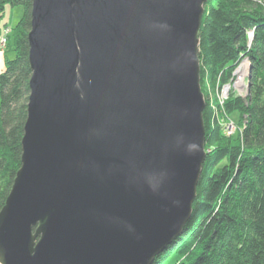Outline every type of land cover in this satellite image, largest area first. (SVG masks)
Returning a JSON list of instances; mask_svg holds the SVG:
<instances>
[{
  "label": "water",
  "instance_id": "95a60500",
  "mask_svg": "<svg viewBox=\"0 0 264 264\" xmlns=\"http://www.w3.org/2000/svg\"><path fill=\"white\" fill-rule=\"evenodd\" d=\"M208 1L32 0L0 264H151L180 235L206 155Z\"/></svg>",
  "mask_w": 264,
  "mask_h": 264
},
{
  "label": "trees",
  "instance_id": "16d2710c",
  "mask_svg": "<svg viewBox=\"0 0 264 264\" xmlns=\"http://www.w3.org/2000/svg\"><path fill=\"white\" fill-rule=\"evenodd\" d=\"M6 5L24 12L12 29L14 57L5 54L7 34L0 70V210L21 165L32 74V0H0V20ZM198 39L206 155L189 220L151 264H264V0L208 1ZM245 58L251 69L247 96L231 92L221 103L219 93ZM234 114L241 138L224 134L223 124Z\"/></svg>",
  "mask_w": 264,
  "mask_h": 264
},
{
  "label": "rangeland",
  "instance_id": "374dc122",
  "mask_svg": "<svg viewBox=\"0 0 264 264\" xmlns=\"http://www.w3.org/2000/svg\"><path fill=\"white\" fill-rule=\"evenodd\" d=\"M23 7L21 6H15V7H11L9 5L5 6V11L3 14L2 19L0 20V25L2 28V34L0 37V70H3L5 67L4 64V50L3 47L5 46V42L7 40V34H8V50H6L5 54L7 55V57L13 58L14 57V52H13V31L12 29H14L17 25V23L19 22V20L21 19V17L23 16ZM3 39H5V42H2ZM253 40V39H252ZM241 78L243 79V75L241 76ZM242 79H238V83L236 84L237 87L236 89H231V91L227 90L226 95L224 94V96L222 94L219 93V98L220 101L221 99H227L229 97V94L231 92H235L237 95L242 96V97H246L247 95L246 93V88L245 86L243 87V82ZM245 84V83H244ZM246 84H247V80H246ZM225 86H228V84H226ZM233 87V84H232ZM224 89V88H223ZM224 91V90H223ZM237 114H234L233 117H230L227 121L225 120V122H227L228 124H232L233 127V132L232 134L228 133V131L226 133H224L227 137H237L239 136L241 138V131L243 130L242 126H239V121H237Z\"/></svg>",
  "mask_w": 264,
  "mask_h": 264
},
{
  "label": "built area",
  "instance_id": "2783aa9c",
  "mask_svg": "<svg viewBox=\"0 0 264 264\" xmlns=\"http://www.w3.org/2000/svg\"><path fill=\"white\" fill-rule=\"evenodd\" d=\"M252 39H253V32H250L249 33V44L248 46H251V43H252ZM2 42H5V39H3ZM243 75V79L241 78V76ZM249 76H250V61L248 58H245L243 59L239 65L237 66V68L235 69L234 73H233V77H232V80L230 83H228V86H223L222 88V91H221V94L224 96V94L226 95V92L227 90L231 91V89H236L237 87V81L238 79H242V82H243V87L245 86L246 88V95L248 94V86H249ZM246 80H247V84H246ZM245 83V84H244ZM232 84H233V87H232ZM224 90V91H223ZM243 96V95H242ZM226 99H221V103H223V101H225ZM229 121V120H227ZM223 130H224V133H226L228 131V133L232 134L233 132V127H232V124H228L227 122H225L223 124ZM243 131V130H242ZM242 131H241V134H242Z\"/></svg>",
  "mask_w": 264,
  "mask_h": 264
}]
</instances>
